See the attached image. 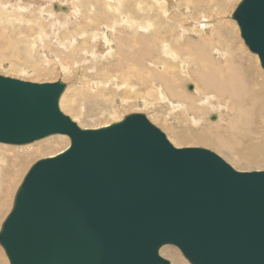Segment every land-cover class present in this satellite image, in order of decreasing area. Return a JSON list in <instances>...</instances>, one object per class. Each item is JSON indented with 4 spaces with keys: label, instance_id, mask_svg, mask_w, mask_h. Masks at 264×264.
I'll list each match as a JSON object with an SVG mask.
<instances>
[{
    "label": "water",
    "instance_id": "water-1",
    "mask_svg": "<svg viewBox=\"0 0 264 264\" xmlns=\"http://www.w3.org/2000/svg\"><path fill=\"white\" fill-rule=\"evenodd\" d=\"M232 19L264 69V0H242ZM65 90L0 75V143L70 139L16 193L0 232L10 264H170L168 245L189 264H264V171L175 147L141 113L82 129L60 108Z\"/></svg>",
    "mask_w": 264,
    "mask_h": 264
},
{
    "label": "bare ground",
    "instance_id": "bare-ground-1",
    "mask_svg": "<svg viewBox=\"0 0 264 264\" xmlns=\"http://www.w3.org/2000/svg\"><path fill=\"white\" fill-rule=\"evenodd\" d=\"M59 1L56 0V2H59ZM61 1H64V0H61ZM224 1L229 3L228 0H224ZM165 2L168 3L169 5H167ZM240 3L237 5V7L240 5ZM57 5L59 4L57 3ZM71 5L67 6L68 12L66 13L67 14L73 13V15H75L77 18L76 22L78 26L83 25L82 27L83 28L85 27V28L83 30L80 29V32L75 33L74 35L71 34L72 32L69 33L73 36H72L71 42H67V43H70L73 47H78L77 44L79 43L76 44V41L78 40L79 36L83 37V40L81 39L83 42H80V44L81 43L86 44L85 50H88L87 52H89L90 50L92 51V53H86V58H88L89 61L92 60L91 63L94 66L93 67L94 69L92 70L95 71L93 72L94 74L91 75L90 77H93V78L112 77L114 78L115 76L117 77L119 74L118 77H121L123 84L120 86L116 82H114L113 84L117 89L122 88L125 85L133 89L134 86L132 85L131 80L132 78L137 77L136 79H139L140 83L142 82L146 84L144 86H151V90H155V92H158L157 94L161 98L169 99V101L172 103L171 105L174 108L183 109L184 113H186V115H188V117L190 118L193 116L192 115L193 113L192 114L190 113L194 111H199V110L202 111L204 109L206 111H210V113L212 111L213 114H210L209 116V120L211 121L209 123L211 124V126L214 125L213 127L215 128H220L221 126L219 124L224 121H227L226 123H228V131H233L235 133L239 132L241 128H243L244 126L247 127L245 125L246 123L248 124V127H247L248 129L246 128L247 130H249V126H252L257 130H260L261 128H263V125H264L263 124L264 123V87H263L264 69L261 67L258 56L249 51L248 47L245 45L244 40L242 39L241 44L243 42V45L245 46V48L243 45H242L243 47L241 46V48L243 50L244 49L248 50L250 55H252L253 59L256 60L257 65H258L257 67H260L262 71L259 69L261 72L257 71L258 74L256 73L252 74V72L255 70V67H250L248 65L246 66V64H248L247 62L249 59L246 58L245 53L243 54L241 52V49L237 46L236 42L234 43L233 37H231L230 35L231 31H233L232 29H235L234 31L235 35L236 34L238 35V30H240L239 26L235 21L236 24L231 23L233 28L229 30L227 28L229 24L227 25L226 23H222L221 20H223V18H225L226 16H220V13L218 11H221L224 8L220 4V2L218 3L217 0H86V7L89 9L88 12L86 11L88 9L86 10L84 9V11L88 13L87 14L85 12L86 16H83L84 14L81 11L82 9H80V11L77 9L79 12L78 13L77 10L74 11L75 7H72ZM223 5H224V2H223ZM76 6L78 7V5ZM171 7L172 9H170ZM161 10L163 12H161ZM235 10H233L231 17H233ZM154 11H155V14L153 16L152 13ZM73 15L72 17L74 19L75 17ZM154 17H155V20H153ZM215 19H216V22H215ZM5 20L8 22L6 17H5ZM21 24L23 23L21 22ZM75 28H78V27L76 26ZM32 29L33 28L31 27V30ZM0 30L2 32V29ZM4 30H3V33H4ZM95 30L97 32H94ZM63 31H66V30H62V32ZM89 31L92 33L89 34ZM63 33L62 35L66 37V34H63ZM234 33H233V36H234ZM240 35L241 34L239 32V36ZM67 39H68V35H67ZM62 41L64 42L65 40H62ZM93 43L95 44V48L93 47L91 48ZM63 44L64 43H62V45ZM64 48H67V46ZM68 48L70 47L68 46ZM77 49H79V47ZM113 50H114V53L112 52ZM77 54H79L78 51H77ZM77 54L75 53V49H73L72 56H75ZM79 57L83 58L82 56H79ZM109 57L113 58V59L111 58V61L113 60V63L109 64V61H107L109 65L103 66V69H104L103 71L98 69V65L95 64L94 62L96 61L99 62L100 60L102 61V59H109ZM91 63H87L86 65L90 64V67H91L92 66ZM104 63L102 65H104ZM94 64L97 66L95 67ZM92 70L90 71L92 72ZM111 73H112V76H111ZM189 79L190 81H193V82H189V83L186 82V81H189ZM95 82L99 83L98 81H95ZM95 82L92 85L93 89L95 88ZM104 82L105 81H103V83ZM183 82H186L185 85L183 84ZM83 83H84V80H83ZM86 83L88 82L86 81ZM40 84H43V83H40ZM106 84H108V82L104 83L103 86L105 85V87H109V86H106ZM119 84H120V81H119ZM112 86H111V89L113 88ZM190 86L192 87L191 89H189ZM84 87H86V85ZM70 89L71 88H69L66 85V90L60 100V108L64 114H66V112L64 111L65 108L63 107L65 106V104L67 105V103L65 102L64 104L62 100L65 99L64 98L65 94H67L68 90ZM80 90L83 92L82 88H80ZM75 91H77V89ZM104 91L106 92L105 89ZM77 92L78 93H75V92L74 93L70 92V93H73V95L75 94V96L76 94L80 95L79 91ZM113 92L111 94L109 92L108 93L113 96L114 95ZM97 93L101 94L99 92ZM83 95L85 96L86 94H83ZM106 95L107 94H105V96ZM92 96H94V94ZM98 96L100 97L101 95H98ZM66 98H70V97H66ZM74 98L71 100L73 101ZM114 98H117V97H114ZM91 99L93 98L91 97ZM119 101L121 102V100ZM93 102H94V99H93ZM62 103L64 104V106H62ZM88 103L92 104L90 102ZM143 103H145V107L151 105L150 103H147V101L145 100ZM83 104H81V107H83L82 106ZM69 105H71V103ZM70 107H73V106H70ZM111 107L113 109L112 105ZM71 109L72 108H70V110ZM223 111L226 112L224 115H223ZM66 115L69 116L68 114ZM197 115L194 116L195 118L192 117L193 119L191 118V120L194 124L199 125L200 119L198 118L196 119V117H198ZM126 116H124L122 119H118L114 123L122 121ZM212 117H215V118L212 119ZM72 120L75 122L77 121V119H74V118H72ZM77 124L82 129H85L84 128L85 125L81 126L79 123ZM107 126H104V127H107ZM104 127H101V128H104ZM205 132L197 134L198 136L195 137L194 140H197V142H201L207 145H213L215 147L228 148V150L231 151V148H230L231 143L228 141H225L222 136L217 135L215 138L217 140L212 141L211 139H208V136H207L208 133L205 134ZM244 136L242 135V138H244ZM183 138H187V137L183 135ZM251 138H253V136ZM48 139L50 140L51 139H56V140L61 139L60 143L62 142V140L69 141L68 146L65 147L64 150L60 151L57 154L53 153L54 155L49 156L50 158L63 153L70 146V139L69 137L65 135H53V136L44 138L40 141L31 143L28 145H10V144L0 143V147H4L6 149L4 150L0 148V220L1 218L4 217L3 216L4 213L8 210L7 209L9 205V204L7 205V201L9 200L8 195L11 193V190L15 183L14 182V179L16 178L15 176H17L18 173H20L18 171L21 166L20 157L11 156L12 158H8L9 156L6 153H11V152H8L7 150H12L13 148L30 147L31 145L38 143V142L43 143L42 141L44 140L50 141ZM190 141H193V139L192 140L190 139ZM51 145L52 143L46 145L48 147H45V148H49ZM40 150H38V152ZM224 150H227V149H223L222 151ZM236 154L240 157H243L241 154H238V152H236ZM252 154H255V152H253ZM249 157L251 158V156ZM235 158L239 160L237 157ZM42 159H45V158H42ZM241 160L243 159H240L239 161ZM252 161H254L253 158L252 160H249V163ZM34 164H32V166ZM32 166H30V168ZM30 168L27 170L26 174L28 173ZM26 174L22 176L21 182L19 183L20 185L18 184L17 189H15L16 191L13 195L14 199ZM18 178H21V176ZM11 199L12 198H10V201ZM14 199H13V203L10 205V208L8 211L9 213L5 215V219H3L2 222H0V232L2 230V226L4 222L6 221L7 217L10 215L13 209ZM0 248H1L0 250L1 255H3L5 263L10 264L4 248L1 245H0ZM163 249H165L169 253L174 254L176 258L179 259L178 261L181 262L182 264L189 263L186 259L182 260L181 259L182 257L180 258V255L177 253L178 251L176 252L174 248H172L170 245L163 247L160 251V254H162ZM179 262H177V264Z\"/></svg>",
    "mask_w": 264,
    "mask_h": 264
},
{
    "label": "rangeland",
    "instance_id": "rangeland-1",
    "mask_svg": "<svg viewBox=\"0 0 264 264\" xmlns=\"http://www.w3.org/2000/svg\"><path fill=\"white\" fill-rule=\"evenodd\" d=\"M57 1H59V0H57ZM217 1H218V3L220 2L222 7L224 8V9L221 8L222 10L220 9L221 11H218L220 13V16H226L225 18H223V20L226 22H224L223 20H221V21H222V23H226L227 25L229 24L227 28L230 30L231 28H233L231 23H235V21L231 17L232 12H233V10H235V8L237 7V5L240 3L241 0H228L230 4L228 2H225L224 0H217ZM63 2H65V3H63ZM223 2H224V5H223ZM57 3L59 5H57ZM80 3H82V4H80ZM75 4L78 5V7ZM166 4L169 5L168 3H166ZM55 5L58 6L57 9L54 8ZM68 5L75 7V9L73 8L74 11H76L77 9L80 11V9H82L81 11L84 14L83 16H86L85 12L89 11V9L86 7V0H64V1L60 0L59 2H56V0L55 1L54 0H0V12H1L0 18L2 19V20L0 19L1 20L0 21L1 22L0 27H2V28H0V29H2V32L0 30V37H1L0 38V75L10 77V78L19 79V80H23V81L33 82V83H55L57 81L64 82L69 88H71L70 89L71 91L68 90L67 94H65L64 98L66 100L65 99L62 100L64 102V104H65V102L67 103V105L65 104L66 107L62 103V106H64L63 108H65L64 111L70 117L77 119L76 122L79 123L81 126L85 125V127H84L85 129L101 128V127H104V126H107V125H110V124L116 122L118 119H122L126 115L134 114V113H141V114L146 115V117L150 120L151 123H153L160 130H162V132H164L166 134L169 141L175 147H178V148L200 147V148L209 149V150L215 152L216 154H218L219 156H221L228 164H230L234 169H236L238 171H242V172L264 171V165H263V163H264L263 162L264 161V125H263V128H261L263 130H261V129L257 130L252 126H249V130H251V128H252V130L249 131V130H247L248 124L246 123L245 125L247 127L244 126L240 130L243 133L240 131L237 133H235L233 131H228V123H226L227 121H224L225 123L219 122L220 124L219 123L218 124L221 127L219 126L220 128H215V127H213L214 125L211 126V124L209 123V122H211L209 120V116H210V114H213V112L211 111V113H210V111H206L205 109L202 111L199 110V111H194V112L190 113V114L193 113L192 117L196 116L198 113V115H197L198 117H196V119L197 118L200 119V124L199 125L194 124L191 120L192 117L191 118L188 117V115H186V113H184L183 109L174 108L171 105L172 103L169 101V99L161 98L157 94L158 92H155V90H151V86H144L146 84H144L142 82H141L142 83L141 84L139 79H136L137 77L136 78L134 77L131 80V83L134 86L133 89L127 87L126 85L124 87L118 88V89L114 86V84H113L114 82H116L120 86L123 84L121 77H118L119 74L117 77L116 76L114 77L116 79H114L112 77H107V78L101 77L103 79H101L100 77H98V78L90 77L91 75L94 74L93 72H95V71L92 70V69H94L93 68L94 66L91 63L92 60L89 61L88 58H86V53H92V51L90 49L92 47L95 48L96 42H95V44L94 43L92 44L91 48L89 49L90 50L89 52H87L88 50H85L86 44H82V43H81L82 45L80 44V42H83L82 36H79L78 40L76 41V44L79 43V44H77L79 49H77L78 47H73L70 43H67V42H71L72 36L75 33H78V32H80V29L83 30L85 28V27L84 28L82 27L83 25L78 26V24L76 22L77 18L75 15H73V13H70V14L66 13V12H68L67 11ZM84 9L85 10L88 9V10L84 11ZM170 9H172V7ZM78 10H77V12H78ZM161 12H163V11L161 10ZM174 13H175V11H174ZM152 14L154 16L155 11ZM2 15H4V16H2ZM72 15L75 17L74 19H73ZM5 17L8 20V22L5 20ZM153 20H155V17ZM3 22L6 24H4ZM9 22H11V23H9ZM21 22L23 24H21ZM215 22H216V19H215ZM7 23H8V25H7ZM28 26H30V27H28ZM76 26L79 29L75 28ZM31 27L34 30L33 29L31 30ZM70 29H71V31H70ZM3 30H4L5 35L7 34L6 36L4 35ZM28 30H30V31H28ZM62 30H66L67 33H66V31H63L64 32L63 33ZM76 30H78V31H76ZM232 30L233 31H231L230 35H231V37H233L234 43L236 42L237 46L241 49V52L243 54L245 53L246 58L249 59L247 62L248 64H246V66L248 65L250 67H255V70L253 68L254 71L252 72V74L253 73L258 74V72H261L262 69L260 67H257L258 65H257L256 60L253 59L252 55H250L248 50L244 49L246 51L245 52L241 48V46L243 45V42L241 44L242 38H241V35L239 36L240 30H238V28H237L238 35L237 34L235 35V33H234L235 29H232ZM42 32H44L45 34ZM94 32H97V31L95 30ZM232 32L234 33V36H233ZM62 33L66 34V37L63 36ZM69 33H71L73 35H71ZM90 33H92V32L89 31V34ZM56 35H58V36H56ZM67 35H68V39H67ZM41 36H42V38H41ZM60 37H61V39H60ZM62 40H65V41L63 42ZM62 43H64L65 45L64 44L62 45ZM67 44H69V45H67ZM63 46L64 47L67 46V48H64ZM68 46L70 48H68ZM244 48H245V46H244ZM73 49H75L76 54H77V51L79 52V54L72 56ZM112 52L114 53V50ZM80 53H81V55H80ZM82 53H83V55H82ZM78 55L82 56L83 58L79 57ZM84 56H85V58H84ZM251 57H252V59H251ZM111 58L112 57H109V59H102L103 62L101 60L99 62L98 61L94 62V60H93V62L98 65V69L103 71L104 70L103 66H107V65L113 63V60L111 61ZM81 61L83 64L81 63ZM107 61H109V64L107 63ZM87 63H91L92 66L90 67V64L86 65ZM103 63H104V65H102ZM99 64L102 66H100ZM97 65H95V67ZM84 70H86V71H84ZM90 70H92V72ZM114 74H116V73H114ZM111 76H112V73H111ZM83 80H84V83H83ZM85 80L88 83H86ZM109 80H110V82L111 81L112 82L110 83ZM95 81H98L99 83H97ZM103 81H105L104 83L108 82V84H106V86H109L110 88L105 87V85L103 86V84H104ZM119 81H120V84H119ZM94 82H95V88L93 89L92 85ZM186 82L189 83V82H193V81H190V79H189V81H186ZM186 82H183V84L185 85ZM98 84H99V86H98ZM85 85L88 88L84 87ZM110 85L113 87L112 89H111ZM103 87L106 90V92L104 91ZM263 87H264V85H263ZM80 88H82L83 92L80 90ZM76 89L80 93V95L76 94L77 97L75 96V94L73 95L74 92L78 93L77 91H75ZM98 90H100V91H98ZM111 91L115 92V93L113 92V94H114L113 96L110 95L112 93ZM70 92H73V93H70ZM87 92L88 93L90 92V93L88 94ZM97 92H99L101 94H98ZM108 92L109 93L111 92V93L109 94ZM71 94H72V96H71ZM83 94H86V95L84 96ZM90 94H92V95L94 94V96H96V97H94ZM97 94L101 95V96L99 97ZM105 94H107V95L105 96ZM103 96H105V97H103ZM66 97H70V98H66ZM87 97H89L90 99ZM91 97L94 99V102H93V99H91ZM114 97H117V98H114ZM73 98H74V100L72 101L71 99H73ZM75 99L77 100V102ZM104 99H105V101H104ZM99 100H101V101H99ZM119 100H121V102ZM144 100L147 101V103H150L151 105L145 107V103H143ZM117 101H119V102H117ZM88 102H90L92 104H89ZM70 103H71V105H69ZM99 103L102 105H100ZM81 104H83L82 105L83 107H81ZM110 104L113 106V109H112ZM142 104H144V105H142ZM67 106H69V107H67ZM70 106H73V107L75 106V107L73 108ZM107 107H109V108H107ZM70 108H72V109L70 110ZM191 111H193V110H191ZM86 112H88V113H86ZM195 113H196V115H195ZM225 113L226 112L223 111V115ZM187 132H188V134H187ZM204 132H205V134L208 133L207 134L208 139H211L212 141L217 140V139H215L217 135L222 136L225 141H228L232 144V145L230 144L231 151H229L228 148L215 147L213 145H207V144H204L201 142H197V140H194V138L198 136L197 134L204 133ZM245 132H247V133H245ZM238 133L241 135H239ZM179 134H180V136H179ZM183 135H185L187 138H183ZM242 135L243 136L245 135L244 138L247 137L249 139L242 138ZM252 136H253V138H251ZM190 139L191 140L193 139L195 144L193 143V141H190ZM48 140H50V139H48ZM51 140L50 141L44 140V141H42L43 143L38 142V143L31 145L30 147L13 148L12 150H7L8 152H11V153H6L9 156L8 157L6 155L8 158H12L11 156H13V157L19 156L20 157L21 166L23 168L20 166L19 171H18L20 173L17 172L18 175L21 176V178H18L20 176H18L17 173H16L17 176H15L17 178V180L14 177L15 178L14 182L15 183L17 182L16 183L17 185L14 183L13 188L11 190V193L8 195V199H9L7 201V205L9 204L8 208H7L8 210L4 213V215H3L4 217L2 216L3 218H1L0 222H2L3 219H5V215H7L9 213L8 211H9L10 205L13 203V199H14L13 195L16 191L15 189H17L18 184L21 182L22 176H24L26 174V172L30 168V166H32V164L37 162L39 159L46 158V157H49L51 155L59 153L60 151L64 150L65 147H67L68 143H69L68 140H65V141L62 140L61 143H60L61 139L60 140L51 139ZM66 141H68V142H66ZM50 142L54 146L51 145L52 147L50 146L49 148H45V147H48L46 145L51 144ZM251 142H252V144H251ZM254 143L256 146L254 145ZM254 146L257 148H255ZM260 146L262 147V149ZM0 148L6 150L4 147H0ZM254 148H255V150H254ZM223 149H227V150L222 151ZM38 150H40V151L38 152ZM236 152H238V154H241L243 157L238 156L236 154ZM251 152L252 153L255 152V154H252ZM228 153L230 154V156ZM244 156H245V158H244ZM249 156H251V158ZM235 157H237L239 160L240 159H243V160L239 161ZM233 158H235V159H233ZM252 158L254 159V161L249 163V160H252ZM247 162L250 165H248ZM238 163H240V164H238ZM9 197L12 198L11 201H10ZM171 247L174 248V250L176 252L178 251L177 253L180 255V258L182 257L181 258L182 260L185 259L184 256L182 255L181 251L178 248L173 247V246H171ZM0 250H1V248H0ZM161 256L164 257L165 259H167L168 261H170V264H175V263L177 264V262H179L178 261L179 259H177L174 254L169 253L165 249L162 250ZM179 263L182 264L181 262H179ZM0 264H6L4 261L3 255H1V251H0Z\"/></svg>",
    "mask_w": 264,
    "mask_h": 264
}]
</instances>
